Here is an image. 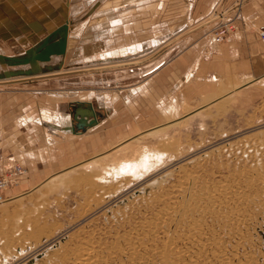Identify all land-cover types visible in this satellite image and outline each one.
<instances>
[{
  "label": "rangeland",
  "instance_id": "obj_1",
  "mask_svg": "<svg viewBox=\"0 0 264 264\" xmlns=\"http://www.w3.org/2000/svg\"><path fill=\"white\" fill-rule=\"evenodd\" d=\"M78 1L85 6L89 0ZM110 1L104 4L114 7L120 3ZM228 13L220 8L213 10L206 16L205 23L196 27L199 30L208 26L211 39L221 18H229ZM76 14L70 50L74 46L80 48L81 43H86L94 33L90 28L92 22L81 26ZM101 14L100 11L95 13L100 15L95 21L103 20ZM163 29L167 30V24ZM159 43H150L145 49L142 44L134 46L130 51L137 53L122 62L137 64L133 66L146 64L161 55L162 51L157 50L151 56L143 57L158 48ZM4 51L15 54L20 50H3L1 47L0 54ZM70 53L73 58L74 54ZM97 58L100 54L89 55L86 59L89 65L85 68L101 66ZM73 61L66 62L64 68L68 71H60L59 76L46 74L40 78L33 76V79H8L12 83L4 79L0 81V89L10 83L27 84L38 79L41 80V89L56 88L57 85L48 79L62 75L73 79L75 74H88L66 83L62 81L73 96L62 92L61 98L45 99L36 95V102L42 106L37 107V117L31 118L29 113L23 119L30 121L31 125L38 120L55 124L52 122L57 118L55 111H63L45 108L54 105V100L79 97L76 104L92 103V107L103 114L94 127L101 125L110 115L109 104H117L124 98L130 106V101L120 92H105L103 101L102 92L90 89H94V85L109 87L110 84H119L117 75L105 72L133 66L85 71ZM155 67L147 74H154L158 70ZM254 74L264 78V70ZM190 77L189 74L182 80L188 81ZM251 80L245 84V80L240 81L242 86L231 92L224 89L226 91L207 96V99L184 101L178 108L175 102L171 103L167 110L164 109L166 113L151 104L138 103L131 110L122 105L118 108L119 115L107 119L95 130H77L73 138L52 139V136L63 138L66 135L56 127L52 131L33 128V140L26 148L22 137L15 140L14 145L21 150L15 157L10 150L12 147L8 146L0 172L9 165L21 163L29 174L11 191L12 196L0 204V264H74L72 260L65 262V255L74 252L81 241L91 242L101 254L107 255L111 250V261L107 264H166L176 259L179 264H264V80L250 83ZM121 84L123 86L119 87L126 92L128 87L124 85L127 82ZM79 89L88 92L79 96V92L76 93ZM130 91L133 94L134 91L144 92L141 87H131ZM180 96L177 99L182 102ZM94 98L100 100L98 106ZM174 108L176 111L172 110ZM172 111L173 114H169ZM164 127L162 133L147 135V132ZM89 130L90 134L84 138L91 139L90 136L95 135L100 138L92 142L94 145L84 146L78 136ZM124 141L121 150L113 149ZM145 155L147 161L153 159L154 162L147 168H140L136 176L114 172L117 163L124 160L140 162ZM12 156L14 159H10ZM94 157L99 160L100 168L77 167ZM59 174L62 179L69 178L64 185L55 177ZM156 178L159 182L149 187ZM209 196H214L213 202ZM168 207L174 215H164ZM179 210L188 213L185 217H178ZM171 253L178 256L172 259Z\"/></svg>",
  "mask_w": 264,
  "mask_h": 264
},
{
  "label": "crops",
  "instance_id": "obj_2",
  "mask_svg": "<svg viewBox=\"0 0 264 264\" xmlns=\"http://www.w3.org/2000/svg\"><path fill=\"white\" fill-rule=\"evenodd\" d=\"M107 1L89 0L83 6L78 0H0V48L20 50L15 54L1 52L0 81L7 79L8 76L17 79L34 75H55L61 70L68 71L64 66L69 59L74 60V65L77 64L79 69L85 68L89 65L86 62L87 57L93 54H100V58L97 59L101 62L94 60L99 64L123 61L122 59L137 53L130 51L134 46L142 44V49H145L148 44L153 45V42L160 41L158 48L153 51L148 50L150 52L143 57L157 50L162 51L161 55L148 60L146 64L105 72L107 75H117L119 84H110L109 87L94 85V89H90L98 93L102 92L101 97L105 92L112 94L120 92L130 101V106L124 98L117 104H109L110 115L105 117L101 124L103 125L107 119L119 115L121 111H118V108L122 105L126 110H131L138 103L151 104L166 113L164 109L171 103L175 102L178 108L184 101L207 99V96L226 91L224 89L231 92L242 86L240 81L245 80V84L251 78L260 77L255 76V72L264 70V39L257 30L264 25V0H111V3L120 1L114 7L105 5L104 2ZM219 8L225 13L229 12L227 17L235 20L237 28L230 42H223L217 46L212 43V38H209L208 26L199 30L196 26L204 24L207 20L206 16L213 10L218 11ZM99 11L103 20L97 22L95 20L100 15L95 13ZM80 12L81 14L78 15ZM75 14L77 20H81L79 23L81 26L92 22L90 28L94 29V33L93 36H89L86 43H81L80 48L74 46L70 50ZM164 24H167V30L163 29ZM67 38L69 44L66 51ZM70 52L74 54L73 58ZM104 53L111 55L106 56ZM154 66L158 70L154 74H147L153 71ZM189 74L191 77L188 81L182 80ZM86 75L88 76L80 73L75 74L73 79H67L64 75L60 78L48 79L50 83L52 81L57 85L56 88L41 89V80L38 79L39 81H31L27 84L19 82L7 84L0 89V126L3 130L2 132L0 129V164L7 158V154L4 153L8 150V146L12 147L10 150H13L15 157L18 155L21 149L14 145L18 138L22 137L25 148L28 143L31 145L34 130L48 128L52 131L59 127L66 134L65 137L51 135L52 139L65 140L76 137L77 130L85 131L88 128L95 130L101 127V125L98 127L92 125L85 129L75 127L76 122L71 111L76 107L79 97L75 100H54L56 105L45 107L51 108L52 111L54 109L63 111L61 113L55 111L58 113L57 118L52 121L55 124L38 120L34 126L30 121L23 120L30 114H32L31 118L34 117L38 114L37 107H42L36 102V95L45 99L46 97L61 98L62 92L73 96V92L70 93L67 90L68 86L63 85L62 81L66 83ZM122 80L127 82L124 85L128 87L126 92L119 87L123 86ZM131 87H141L144 92L134 91L133 94L130 91ZM103 88L105 91L102 90ZM78 92L80 96V93L88 91L79 89L76 93ZM178 95H182L180 96L182 102L177 99ZM6 100H9L8 105H5ZM93 101L97 106L100 103L97 98ZM105 101L108 102L107 99ZM169 114H173V111ZM31 127L32 130L35 129L30 131ZM91 130L78 136L79 140L85 143L84 146H92L94 145L92 142L100 138L99 135L90 136L91 139L83 137L90 134ZM13 157L10 159H14ZM23 166L26 173L21 176L17 185H13L8 190L10 196H12L11 191L28 177V169ZM1 168L2 166L0 170ZM2 173L3 171L0 172Z\"/></svg>",
  "mask_w": 264,
  "mask_h": 264
},
{
  "label": "bare ground",
  "instance_id": "obj_3",
  "mask_svg": "<svg viewBox=\"0 0 264 264\" xmlns=\"http://www.w3.org/2000/svg\"><path fill=\"white\" fill-rule=\"evenodd\" d=\"M67 37H68V35H67ZM68 39V38H67ZM68 43H67V45H66V51H67V48H68V44H69V39H68V41H67ZM213 42H214V40H213ZM214 44H216L215 42H214ZM216 45H218V44H216ZM66 53V52H65ZM151 56V55H150ZM146 59V58H145ZM122 60H124V59H122ZM134 61H135V59H134ZM141 62V61H140ZM133 65H137L136 63L135 64H130V63H123L122 61H118V62H112V63H105V64H102L101 66H91V67H89V68H84V70L85 71H88V70H90V69H100L101 71H103V70H108V69H110V68H112V67H116V68H119V67H123V66H133ZM84 70H82V71H84ZM62 72H64L63 70H61ZM70 72H72V71H70ZM93 72V71H92ZM57 75V74H56ZM59 75V74H58ZM34 76H36V75H34ZM39 76H44V75H39ZM38 76V77H39ZM33 76H31V77H22V78H31V79H33L32 78ZM37 77V78H38ZM46 77V76H45ZM40 78V77H39ZM8 79H11L9 76H8V78L6 79L8 82H11V81H9ZM20 79V78H19ZM28 79H22V81L23 80H28ZM264 80V78L263 77H258V78H254V79H252L251 81H250V83H252V82H254L255 83V81L256 82H262ZM1 83V82H0ZM12 83V82H11ZM10 83V84H11ZM2 84V83H1ZM264 84V83H263ZM93 110H94V112L96 113V119H97V123L99 122V118H101L102 116H103V114L101 113V112H98L96 109H94L93 108ZM172 110H175V108L174 109H172ZM176 111V110H175ZM164 129H165V127L164 128H158V129H155V130H153V131H150V132H147L146 134L147 135H150V134H153V133H162V132H164ZM126 141H124V142H121L120 144H118V145H115L114 146V148L113 149H119V150H121V145L123 144V143H125ZM144 151H146V150H144ZM143 151V153H142V156H143V154L145 153ZM146 153H147V151H146ZM163 156H165V155H163ZM141 157V156H140ZM136 159H138V158H136ZM136 159H134V160H136ZM147 159V157H146V155H145V158L143 157V160H141V161H143V162H136V163H132V162H134L133 160H124V161H121L120 163H117L118 164V166H117V168L116 169H113L114 170V172H116V173H118V172H120V171H122V175H125V176H129V177H132V176H136L137 174H138V172L140 171V168H147L149 165H151L154 161H153V159H151V160H149V161H147L146 160ZM146 160V161H145ZM89 162V161H88ZM88 162H84V163H81V164H78V166L77 167H88V168H92V169H94L95 167H99L100 165H99V160L97 159V157H94V158H92V161L90 160V162L88 163ZM100 168V167H99ZM96 169V168H95ZM104 169V168H103ZM91 170V169H90ZM104 170H106V169H104ZM106 171H108V170H106ZM109 171H111V170H109ZM98 174V173H97ZM60 175V174H59ZM57 175V176H55L56 177V179L61 183V185H64V183L65 182H67L68 180H69V178L67 177V178H61L62 176L60 175ZM54 178V177H53ZM52 178V179H53ZM163 178V177H162ZM51 181V180H50ZM157 181L159 182V179H154L152 182H151V184H149L150 186L149 187H151V186H155L156 185V183H157ZM163 182V181H162ZM161 182V183H162ZM164 183V182H163ZM222 187V186H221ZM146 190V189H145ZM215 190V189H214ZM217 190V189H216ZM225 190V189H224ZM228 190V189H227ZM237 192V191H236ZM215 193V192H214ZM214 193H211V195L213 194L214 195ZM220 193V192H219ZM221 193H222V191H221ZM221 195V194H220ZM228 195V194H227ZM238 196V195H237ZM219 197V196H218ZM217 197V200L219 199ZM222 197V196H221ZM208 199H210V200H212V202H213V200H214V196H209L208 197ZM221 199V198H220ZM216 200V201H217ZM216 203H218V201L216 202ZM223 203V202H222ZM221 204V203H220ZM217 205V204H216ZM168 209H170L169 207L167 208V212H164V215H167V214H172L173 212H169V210ZM187 210H185L184 212L182 211V210H179V211H177V216L178 217H185L186 215H187ZM175 214V213H174ZM174 214H172V215H174ZM168 216V215H167ZM161 218V217H160ZM166 219V218H165ZM163 220V219H162ZM164 221V220H163ZM148 225V224H147ZM154 228V227H153ZM145 233V232H144ZM201 233V232H200ZM205 235V234H204ZM128 237V236H127ZM133 238V237H132ZM153 238V237H152ZM129 239V238H128ZM202 239V238H201ZM209 239V238H208ZM163 240V239H162ZM169 240H170V238H169ZM168 240V241H169ZM197 240V239H196ZM141 241V240H140ZM171 241V240H170ZM173 241V240H172ZM198 241V240H197ZM128 242V241H127ZM143 242V241H142ZM141 242V243H142ZM192 243V242H191ZM210 243V242H209ZM118 244V243H117ZM135 245V244H134ZM204 244H202V246H203ZM218 246V245H217ZM131 247V246H130ZM134 248V247H133ZM135 248H136V246H135ZM166 248V247H165ZM100 249V248H99ZM108 249V248H107ZM107 249H105V251H107ZM111 249V248H110ZM132 249V248H131ZM165 250V249H164ZM175 249H173L172 251H174ZM206 250V249H205ZM104 251V252H105ZM114 252H115V250H113ZM123 251V250H122ZM171 251V252H172ZM211 251V250H210ZM113 252V253H114ZM102 253V252H101ZM100 252H99V250L98 249H96V247H95V245L93 246L92 245V243L90 242H88V241H81L80 242V244L78 245V246H76L75 248H74V252H71V253H67L65 256V262L66 261H68V260H72L73 262H74V264H104V263H106L107 261H109L110 260V254H112V251L110 250L109 252H107V255H105V254H101ZM133 253H134V251H133ZM174 253H175V251H174ZM181 253H182V251H181ZM221 253V252H220ZM176 254H178V253H176ZM137 255H139V254H137ZM181 255V254H180ZM185 255H186V252H185ZM234 255V254H233ZM112 256H114V255H112ZM140 256V255H139ZM166 256H167V254H166ZM171 256H172V259H173V257L174 258H176L178 255H174V254H172L171 253ZM188 256V255H187ZM168 257V256H167ZM183 257V256H182ZM189 257V256H188ZM169 258V257H168ZM112 259V258H111ZM128 259V258H127ZM186 259V258H185ZM120 260V259H119ZM122 260V259H121ZM131 260V259H130ZM162 260V259H161ZM166 260V259H165ZM183 260V259H182ZM182 260H181V262H182ZM111 261V260H110ZM177 261V259L175 260V262H172V261H170V262H168V263H166V264H179L180 262H176ZM189 261V260H188ZM191 261V260H190ZM247 261V260H246ZM113 262V261H112ZM120 262V261H119ZM122 262V261H121ZM163 262V261H162ZM165 262V261H164ZM229 262V261H228ZM135 263V262H134ZM151 263V262H150ZM204 263V262H203ZM202 263V264H203ZM225 263V262H224ZM107 264V263H106ZM161 264H163V263H161ZM165 264V263H164ZM184 264H189V263H184ZM240 264V263H239Z\"/></svg>",
  "mask_w": 264,
  "mask_h": 264
},
{
  "label": "built area",
  "instance_id": "obj_4",
  "mask_svg": "<svg viewBox=\"0 0 264 264\" xmlns=\"http://www.w3.org/2000/svg\"><path fill=\"white\" fill-rule=\"evenodd\" d=\"M237 25L235 20L232 19H223L221 18L220 23L216 26L213 31L212 39L218 45L223 42H230L233 37ZM258 34L264 39V25L257 28ZM26 173L25 167L19 164L9 165L5 171L0 174V204L6 202L10 195L8 190L13 186L17 185L20 181V178L23 174Z\"/></svg>",
  "mask_w": 264,
  "mask_h": 264
},
{
  "label": "water",
  "instance_id": "obj_5",
  "mask_svg": "<svg viewBox=\"0 0 264 264\" xmlns=\"http://www.w3.org/2000/svg\"><path fill=\"white\" fill-rule=\"evenodd\" d=\"M71 112L76 122L75 127L85 129L97 123L96 113L93 110L92 103L78 102Z\"/></svg>",
  "mask_w": 264,
  "mask_h": 264
}]
</instances>
